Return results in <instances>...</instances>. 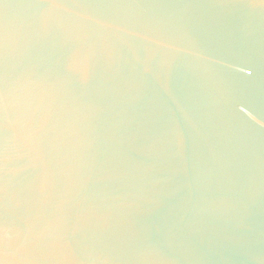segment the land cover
I'll list each match as a JSON object with an SVG mask.
<instances>
[{"label":"water","instance_id":"1","mask_svg":"<svg viewBox=\"0 0 264 264\" xmlns=\"http://www.w3.org/2000/svg\"><path fill=\"white\" fill-rule=\"evenodd\" d=\"M0 264H264V0H0Z\"/></svg>","mask_w":264,"mask_h":264}]
</instances>
